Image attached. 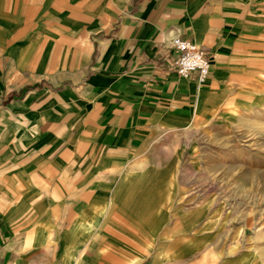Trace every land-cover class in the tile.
I'll return each instance as SVG.
<instances>
[{"label": "crops", "instance_id": "obj_1", "mask_svg": "<svg viewBox=\"0 0 264 264\" xmlns=\"http://www.w3.org/2000/svg\"><path fill=\"white\" fill-rule=\"evenodd\" d=\"M258 73L264 0H0V264H264L175 147Z\"/></svg>", "mask_w": 264, "mask_h": 264}, {"label": "rangeland", "instance_id": "obj_2", "mask_svg": "<svg viewBox=\"0 0 264 264\" xmlns=\"http://www.w3.org/2000/svg\"><path fill=\"white\" fill-rule=\"evenodd\" d=\"M175 147L191 163L183 174L190 191L222 210L224 239L237 241L233 254L264 262V73L240 89L228 114L192 127Z\"/></svg>", "mask_w": 264, "mask_h": 264}, {"label": "built area", "instance_id": "obj_3", "mask_svg": "<svg viewBox=\"0 0 264 264\" xmlns=\"http://www.w3.org/2000/svg\"><path fill=\"white\" fill-rule=\"evenodd\" d=\"M171 46L177 51V57L174 60V67L180 76L187 77L190 72H198V80L204 83L211 70V63L206 52L196 43L174 37L171 41Z\"/></svg>", "mask_w": 264, "mask_h": 264}]
</instances>
